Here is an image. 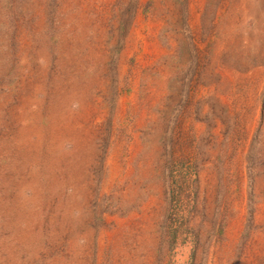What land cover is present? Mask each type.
Wrapping results in <instances>:
<instances>
[{
  "label": "rangeland",
  "instance_id": "1",
  "mask_svg": "<svg viewBox=\"0 0 264 264\" xmlns=\"http://www.w3.org/2000/svg\"><path fill=\"white\" fill-rule=\"evenodd\" d=\"M0 264H264V0H0Z\"/></svg>",
  "mask_w": 264,
  "mask_h": 264
},
{
  "label": "bare ground",
  "instance_id": "2",
  "mask_svg": "<svg viewBox=\"0 0 264 264\" xmlns=\"http://www.w3.org/2000/svg\"><path fill=\"white\" fill-rule=\"evenodd\" d=\"M253 4L255 5V3H253ZM259 6L260 5H258V4H257V6H253L252 12L250 14L253 15ZM237 40L239 41V38ZM237 44H240V43H237ZM62 133H63L62 136L66 135V137H67V135H70L71 138L75 141L74 143L76 146L74 147V151L71 153L73 155L72 156L73 161L71 162L70 165H68V167H71L70 169H72V171H73L71 181L74 183H78V184L82 185V183L88 181L87 180V178H88L87 177V175H88L87 169L91 165L92 158L97 154L96 146L94 143L95 141H92L90 143V141H91L90 138H84V140H83L82 134L80 132L77 133L74 131L72 132L70 130V131H62ZM58 166H59V164H57L56 167H58ZM62 176L65 177L66 173H62ZM52 181H54V180H52Z\"/></svg>",
  "mask_w": 264,
  "mask_h": 264
}]
</instances>
